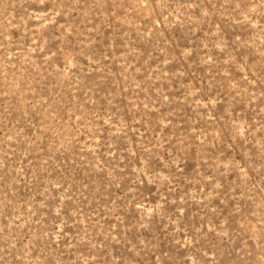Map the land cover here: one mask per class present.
Here are the masks:
<instances>
[{
	"label": "rangeland",
	"instance_id": "374dc122",
	"mask_svg": "<svg viewBox=\"0 0 264 264\" xmlns=\"http://www.w3.org/2000/svg\"><path fill=\"white\" fill-rule=\"evenodd\" d=\"M0 264H264V0H0Z\"/></svg>",
	"mask_w": 264,
	"mask_h": 264
}]
</instances>
